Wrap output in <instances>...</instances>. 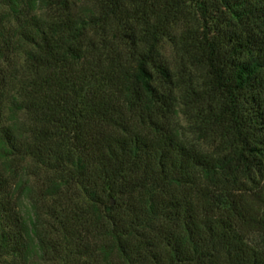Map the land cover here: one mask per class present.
I'll list each match as a JSON object with an SVG mask.
<instances>
[{"label": "trees", "instance_id": "trees-1", "mask_svg": "<svg viewBox=\"0 0 264 264\" xmlns=\"http://www.w3.org/2000/svg\"><path fill=\"white\" fill-rule=\"evenodd\" d=\"M2 3L0 259L264 264V0Z\"/></svg>", "mask_w": 264, "mask_h": 264}, {"label": "rangeland", "instance_id": "rangeland-1", "mask_svg": "<svg viewBox=\"0 0 264 264\" xmlns=\"http://www.w3.org/2000/svg\"><path fill=\"white\" fill-rule=\"evenodd\" d=\"M78 1L79 0H76L77 5L79 4ZM7 10H8V8L2 3V0H0V20L2 19L3 14H5L7 12ZM190 10L192 13L193 9L189 6H187L185 11H190ZM195 14H196V12H195ZM7 25L8 24L4 23V26H7ZM193 26H195V28L197 29L196 33L201 32L200 27H199V26H201V21H199V20L194 21L193 19H191V21L187 22L186 20H183L182 22H179L173 28V31H172L173 36L164 38L160 43L159 50L161 52V55H162L164 61H166V64L168 65V67L171 70H173L174 72L177 71L181 67L182 63L184 62V61L182 62V60H184V59L182 58V55H181L182 53L179 52L180 51L179 45L176 42H178L180 34L184 33L185 29H188V28L193 27ZM18 54L19 53L17 52V54H16L18 56L17 60L19 62H21L22 57L20 56V54L19 55ZM184 65H185L184 70L185 71H186V69L188 70L186 63ZM2 66L5 69L6 77L8 75L12 74V72L10 70V68L12 67L11 65H8L6 63H2ZM1 90H2V86H1V80H0V124L7 123L8 118H9V112L7 109L8 103L6 102L5 95L3 96V92H1ZM169 121H170V124L172 126H174L176 129H179L181 132H187L186 131V119L184 118V116L181 113H178L176 115H172L169 118ZM26 163H27V167H28L26 173L30 174L29 180H30V182H32V184H33V180L34 179L36 180V177L34 178V176H33L34 173H38L36 175H38V176L41 175L40 177L44 176V173H42V171H39L37 168H35V165L33 164V162L26 160ZM9 180H10V182L14 183L16 179L13 176H11L9 178ZM23 202L24 203L22 204L21 209H22V212L24 213V215L26 216L28 214V206H27L28 204H27L26 200H23ZM54 203H55V200L54 201L52 199L47 200V204L54 205ZM263 208H264V206H263ZM52 213L53 214H51V216H49V218H48V221L50 223V226H48V228L51 230L58 227L57 223L55 224V221H54L55 220L54 217L57 215L56 214L57 212L55 211ZM254 239L258 243L263 242L262 239L260 240L259 236H255ZM53 255H55V254H53ZM44 258L45 259H43V258L41 259L40 257H38V254L37 255L35 254L33 256V258L30 259V261L28 263H24L22 260H18V258L5 256V257H2L0 259V264H57L55 261H53L54 257H52V256H45ZM74 263H78V262H74Z\"/></svg>", "mask_w": 264, "mask_h": 264}, {"label": "water", "instance_id": "water-1", "mask_svg": "<svg viewBox=\"0 0 264 264\" xmlns=\"http://www.w3.org/2000/svg\"><path fill=\"white\" fill-rule=\"evenodd\" d=\"M111 203H113V202H111Z\"/></svg>", "mask_w": 264, "mask_h": 264}]
</instances>
